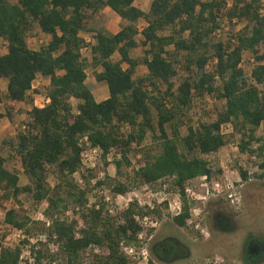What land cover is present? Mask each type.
Here are the masks:
<instances>
[{"label": "trees", "instance_id": "16d2710c", "mask_svg": "<svg viewBox=\"0 0 264 264\" xmlns=\"http://www.w3.org/2000/svg\"><path fill=\"white\" fill-rule=\"evenodd\" d=\"M135 1L0 0V38L7 45V52L0 53V101L4 79L8 101H29L37 76L50 78L46 91L49 102L33 106L25 123L27 128L19 130L16 139L3 141L21 157L29 183L20 185L19 176L8 168V158L0 149V198L17 199L20 194L29 193L38 202L47 199L44 213L50 222L47 228L51 236L56 235L69 264H76L91 243L109 248L100 264H134L122 250V244L135 243L141 230L132 217V208L125 212V222L119 224L103 215L102 209L93 211L80 237L76 236V221L63 217L69 207L86 199L87 190L80 188L73 177L81 166L80 135L88 134L94 145L103 148L104 154L121 149L124 157L117 161V171L122 174L123 165L131 164L132 146L141 143L151 130L159 142V151L146 155L135 172L136 179L152 184L166 176L174 178L183 199L182 212L173 217L180 227L187 225L192 207L186 196V183L212 175V166L204 155L227 144V136L221 131L224 123H233L240 132L242 152L264 155V136L257 133L264 122L263 1L152 0L148 11ZM106 6L128 21L117 33L93 26V14ZM222 14L230 21L245 22L227 40L216 37ZM141 20L147 24L140 31ZM34 25L51 37L39 49L32 48L28 41ZM82 31L95 32L92 65L101 67L96 79L105 81L110 92L102 101L96 100L94 85L88 82L87 59L82 54L88 42ZM140 45L141 56H131L132 50ZM247 51L257 61L250 78L241 65ZM214 58H217L214 70L209 71L207 64ZM142 64L147 71L136 76L137 67ZM180 67L186 73L177 85L175 77ZM206 93L224 99V109L215 120L200 122L197 127L188 125L182 135V115L194 95ZM73 98L78 100L76 112ZM7 114L11 116L10 111L0 112V119ZM126 123L130 126L128 132L123 129ZM260 166L264 169V161ZM50 168L57 177L53 186L48 181ZM256 175L264 178V171ZM241 176L247 180L248 172L241 169ZM130 186L127 182H116L113 191L125 192ZM6 221L28 230L30 218L23 208L9 209ZM168 247L172 243L162 247L154 242L148 264L162 263ZM21 252L20 246H3L0 264H22ZM186 256L187 253L182 257ZM40 259L41 251L37 256ZM246 263L264 264V256Z\"/></svg>", "mask_w": 264, "mask_h": 264}, {"label": "rangeland", "instance_id": "374dc122", "mask_svg": "<svg viewBox=\"0 0 264 264\" xmlns=\"http://www.w3.org/2000/svg\"><path fill=\"white\" fill-rule=\"evenodd\" d=\"M10 1L17 2V0ZM151 1L152 0H137L136 4L140 7L148 8L151 5ZM262 1V12L264 13V0ZM102 10L97 14H93L92 20L94 24L103 22L102 17L104 16V13L107 15L111 13L108 10L101 14ZM244 25L245 22L238 19L230 21L226 15L222 14L221 28L217 31L216 37L224 38L226 40L230 39L233 35L237 34ZM50 39L51 37L42 33L37 25H34L33 29L28 34L29 45L34 49H39L42 45L47 44ZM4 43L5 40L0 39V51L5 49L6 44ZM261 50H264V45L261 47ZM142 52L143 47L140 45L137 49L133 50V56L140 57ZM84 53V57L87 59L88 82L95 83L97 82L96 73L101 67L96 68L92 65L91 53L89 51H85ZM243 59L242 66L246 73H250L253 69V59L256 60L255 55L251 51H247L244 53ZM212 70H214V68ZM146 71L147 67L145 65H139L137 67L136 76L143 75ZM178 72V75L175 77L177 85L179 84L180 79L185 75L186 71L180 67L178 68ZM218 83L219 81H217V84ZM46 89V86L36 85L31 92L34 95L32 100L37 99L38 102L41 103ZM72 103L74 111L76 112L78 100L73 98ZM224 107L225 100L217 97L216 94L206 93L204 95H194L190 107L186 108L185 115H182L181 118L182 126L180 129L182 135L186 134L188 125L197 127L200 122L215 120ZM16 108L20 109V112L19 110L16 111ZM0 111H3L4 113L10 111L11 113V116L7 114L11 121L8 125V134L3 132L0 133L1 137H3V141L4 139H16L20 127L29 120V112L23 108V106H14L9 103L5 95H3L2 103H0ZM231 124L233 125V123ZM124 131L128 132L129 130L124 128ZM12 132L15 133L10 134ZM257 133L264 136V122L258 128ZM226 136L228 142L224 147L208 156L204 155L212 166V175L206 181L201 180L199 176L187 182L193 187L194 191L192 198L187 197L192 205L189 217L191 222H188L187 220V225L185 227L176 225L167 204L157 206L155 209V214L160 217L161 221L151 231L153 236L149 241L148 247L150 259L153 256L151 251L152 244L154 242H159L160 246L166 247L167 242L165 239L167 237L180 240L185 243L190 250L189 256L185 258L173 260H170V258L162 263L157 261L158 264H244V262L240 260V252L248 234H264V178H260L256 175L257 173L259 174L264 171L260 166L262 157L257 155V157L254 158L252 157L254 154L251 152H242L240 150V132L236 130L234 125L233 131H228ZM3 141L0 143V149L2 151L4 150V154L8 158V168L14 170L16 173L20 170L21 185L29 183V178H27L26 174L22 171V162L17 158L18 154H16L9 145H4ZM255 145L256 144L254 143L252 146L254 147ZM158 151L159 142L154 138L153 132L150 130L147 132L145 139L141 143H134L132 146V150L129 153L131 164L128 165L125 163L123 165L122 174H118L117 163L115 165H109V162L104 159L103 164L100 165L97 170L88 173V175H83L86 181L85 189L88 193L93 191L95 186L91 182V178L95 177L101 170L105 169L108 172L107 178L103 183L106 188H111L116 182H127L131 184L128 190L139 189L144 191V187L149 186L153 192L163 191L162 180L150 184L137 180L135 175L137 165L140 164L141 166L144 163L146 155L156 154ZM244 165H246V169L244 168ZM131 166H133V169ZM241 169L248 172L247 180L242 178ZM109 171L111 174H109ZM237 173H240V175ZM226 177H229L233 181L235 178H241L240 181L236 180L235 182L236 194L234 196V201L228 197L226 192ZM168 180L170 182L169 188L165 190L164 193H161V195L173 198L178 189L174 184L173 177H168ZM48 181L52 186L57 182V177L52 168L48 171ZM74 181H76L75 177ZM217 182H219L221 186L216 187L215 183ZM218 189H221V191L219 192ZM45 202V200L40 202L36 201L29 193H22L17 199L0 198V218L3 216L6 209L10 207L12 208L17 205V211L23 208L24 213L30 218V223L27 227L28 230L24 228L27 236L22 238L12 235L9 241L15 246L20 245L21 247H25L24 241H26L28 237H32L33 245L37 246L34 249L36 251V256H38L41 251V259L40 261L37 260L36 264H69L67 256L61 251L55 237L51 236V232L47 228L48 221L44 214L46 210ZM69 210L70 212H68ZM142 210L145 211L144 208H142ZM219 211L229 215L235 220V228L233 227L231 230L224 231V229H221L214 224L213 215ZM41 212L44 214L43 218ZM76 213L74 207L71 206L65 214L62 215L69 220L74 219L76 221L75 227H77V225L79 226V223L78 219L75 218ZM106 216L119 224L115 216H110L108 214ZM196 224H199L200 227H196ZM8 233L9 232L5 231L4 228H0V245H4L5 242H8V240H5ZM138 244L139 243L136 241L130 245L138 250ZM126 245L127 244L125 243L122 244V250L124 252V247ZM100 246L102 251L101 254L95 253L87 255L85 253L86 250H84L76 264H100V261L108 255V249L106 248L107 245L102 244ZM127 255L134 264H137L131 255Z\"/></svg>", "mask_w": 264, "mask_h": 264}, {"label": "built area", "instance_id": "2783aa9c", "mask_svg": "<svg viewBox=\"0 0 264 264\" xmlns=\"http://www.w3.org/2000/svg\"><path fill=\"white\" fill-rule=\"evenodd\" d=\"M228 2H231V0H228ZM243 61L244 59H242L241 65ZM216 62H217V58H214L212 61H210L207 64V67H206L207 70L213 71L212 69L214 68ZM256 64H257V61L253 59V67ZM246 75L249 78L252 77V70L250 71V73H246ZM216 80L219 81V78L217 75H216ZM148 88L151 89L150 86ZM49 100L50 99L48 97L47 99L42 98L41 103H39L38 100H35V105L44 106L47 102H49ZM26 128H27V125L24 124L20 127V130L26 129ZM124 128L130 130L129 124L128 123L124 124L123 129ZM221 131L224 134H226L228 131H233V125L230 122L224 123L221 127ZM78 146L81 148V166L73 174V177L76 178L75 182L82 189H85V186H86V181L83 175L85 174L88 175V173L94 170H97L99 166L103 164L104 159L109 162V165H112V164L115 165L117 161L122 160L124 157L123 151L119 148H114L110 150L108 153L104 154L103 148H101L99 145H94L88 134H82L79 136ZM210 154L211 153L206 154V156ZM252 157L256 158L257 155L254 154ZM17 158L21 160V157L19 155L17 156ZM262 161H264V155L262 157ZM139 167H140V164L137 165L136 170H138ZM131 168L133 169V166H131ZM244 168L246 169V165H244ZM107 174L108 172L105 169H103L98 173V175L91 178V182L93 183L95 188L93 189V191L89 193L87 192L84 203L74 206V209L77 212L75 215V218L78 219V223H79V226L77 225L76 227V236L80 237L82 235L83 228L86 227V221L91 218L93 211L102 209L103 215L108 214L110 216H115V218L118 220L119 223H124L125 222V212L128 209L132 208L133 210L132 217L135 220V222H137L141 226V230L137 233V243H139L138 244L139 247L137 250L132 245H126L124 247L125 253L131 255V257L137 262V264H140V263L148 264L150 260V256L148 252L149 241L153 236L151 231L161 221L160 217L157 214H155V209L157 208V206L167 204L173 217L179 215L183 210L182 195L179 190H177V193L175 194V197L173 198H169L166 195L165 196L161 195V193H164L165 190L169 188L170 182L168 180V177L172 178L171 176H166V177L159 179V180H162L163 191L153 192L152 189L149 188V186H146L144 187V191L139 190V189H134V190H127L125 192H115L113 191L114 185H112L111 188H106L105 185L103 184L107 178ZM109 174H111L110 171H109ZM237 174L240 175V173H237ZM200 178L201 180L206 181L209 178V176L202 175L200 176ZM226 180H227L225 182V188L227 190L226 192L228 194V197H230L231 200L234 201V196L236 194L235 192L236 183L235 182L236 180L240 181L241 178L240 177H238L237 179L235 178L233 181L229 177H226ZM99 182H102V183H99ZM215 186L219 187L221 186V184L217 182L215 183ZM218 191L220 192L221 189H218ZM185 192H186L187 197L192 198L194 194L193 187L188 183H186ZM0 195H1V192H0ZM44 200L46 201L45 206L47 208L48 200L47 199H44ZM142 208H144L145 211H143ZM9 209H17V205L13 206L12 208L10 207L6 209V211L3 213V216L0 218V228H4L5 231L9 232L7 236L5 237V240H8V242H5L4 245H0V251L3 246L16 247L15 245H13V243H11V241H9L12 235H15L16 237H22V238H25L27 236L25 233V229L18 228L14 226L13 224L8 223L6 221V213ZM68 212H70V210ZM41 215L43 218L44 214H42V212H41ZM188 222H191L190 218H188ZM47 224L49 225L50 222L48 221ZM196 227H200V225L196 224ZM52 237H55L57 244L59 246V242L56 238V235H52ZM31 238L32 237H28V239L24 241L25 247H21L20 245H17V246H20L22 249L21 257H20L21 259L20 261L22 264H36L37 263V256L35 253L36 251L34 250L37 246L33 245ZM100 245L102 244L91 243L85 249L86 250L85 253L87 255L95 254V253L101 254L102 251H101ZM106 248L108 249V254H109L108 246H106ZM218 264H222V263H218Z\"/></svg>", "mask_w": 264, "mask_h": 264}, {"label": "crops", "instance_id": "0c3cea01", "mask_svg": "<svg viewBox=\"0 0 264 264\" xmlns=\"http://www.w3.org/2000/svg\"><path fill=\"white\" fill-rule=\"evenodd\" d=\"M137 1V0H136ZM136 1H135V4H136ZM152 2V1H151ZM137 5V4H136ZM139 6V5H138ZM143 10L145 11H148L150 7L148 8H144V7H141ZM110 11L111 13H109L108 15L105 14L104 12L105 11ZM99 12H96L95 14H97ZM104 13V16L102 17L103 19V22L102 23H98V24H94L93 23V26L96 27V28H104V29H107L108 31L112 32V33H117L125 24L128 23V21L126 19H123L122 17H120L118 14H116L110 7L106 6L103 8V10L101 11V14ZM93 22V20H92ZM146 21L145 20H141L139 21V28L140 30L142 29V26L144 27L146 25ZM41 30V29H40ZM42 32V31H41ZM43 33V32H42ZM45 34V33H44ZM48 37H50V35L46 34ZM81 35L86 39V41L88 42V45H86L83 49H82V54L83 56L85 55V51H89L91 53V58L93 57L92 55V50H91V45L94 44L96 42V38H95V32H86V31H82L81 32ZM139 36H141V34H139ZM142 37V36H141ZM2 39V38H0ZM6 44V41L5 43ZM138 48V47H137ZM135 48V49H137ZM7 52V45L5 46V49H3L2 51H0V53H5ZM87 54V53H86ZM131 56H133V50L131 52ZM135 57V56H133ZM114 58L117 59L118 56L117 55H114ZM100 71V70H99ZM94 85V95H95V98L97 101H102V100H105L109 97L110 95V92H109V88H108V85L105 81H97L95 83H92ZM36 85H41V86H46V91L48 90L49 86H50V78L48 77H45L43 75H38L36 80L34 81V85H33V88L36 86ZM96 87V89H95ZM1 90H2V95H5L7 93V80H3L1 82ZM32 92V91H31ZM30 92L31 94V100L29 101H8L9 103L13 104L14 106L18 105V106H23V108H25L28 112L32 109L33 106H35V100H32L33 98V94ZM44 97L42 98H46L47 99V95H46V92L45 94H43ZM0 103H2V101H0ZM19 110L20 112V109H17L16 108V111ZM0 112H3V111H0ZM4 113V112H3ZM11 123L9 117L6 115L4 117H2L0 119V133L3 132L5 134H8L7 131L9 129V124ZM15 132H12L10 134H14ZM7 137V136H5ZM3 137H1L0 135V143L3 141L2 139ZM6 140V139H4ZM2 151V150H1ZM2 153L4 154V150L2 151ZM5 155V154H4ZM6 156V155H5ZM8 163V162H7ZM22 171L24 172V168L22 167ZM25 173V172H24ZM17 175L21 176L20 174V170L18 171ZM28 178V177H27ZM19 183H20V180H19ZM26 183V182H25ZM21 185V183H20Z\"/></svg>", "mask_w": 264, "mask_h": 264}, {"label": "flooded vegetation", "instance_id": "af4514ba", "mask_svg": "<svg viewBox=\"0 0 264 264\" xmlns=\"http://www.w3.org/2000/svg\"><path fill=\"white\" fill-rule=\"evenodd\" d=\"M214 218V224L220 227L221 229H224V231L231 230L233 227L235 228L236 222L233 220L229 215L223 213V212H217L213 215ZM173 242L172 247H168L166 258H163V261H167L170 257V260L173 259H180L185 258L182 257L184 254L187 253V256L190 254L189 248L186 246L185 243L181 242L178 239L167 237L165 239L166 242H170V244ZM185 245L184 247L182 246ZM166 251V248H164ZM175 254V255H174ZM181 256V257H180ZM186 256V257H187ZM264 256V234H248L247 238L245 239V242L243 243L242 250L240 252V260L247 264V261H256L259 260L261 257Z\"/></svg>", "mask_w": 264, "mask_h": 264}]
</instances>
